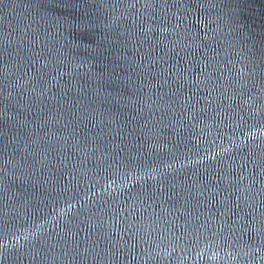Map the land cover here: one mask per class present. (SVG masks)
I'll list each match as a JSON object with an SVG mask.
<instances>
[{
	"label": "water",
	"instance_id": "obj_1",
	"mask_svg": "<svg viewBox=\"0 0 264 264\" xmlns=\"http://www.w3.org/2000/svg\"><path fill=\"white\" fill-rule=\"evenodd\" d=\"M0 264H264V0H0Z\"/></svg>",
	"mask_w": 264,
	"mask_h": 264
}]
</instances>
